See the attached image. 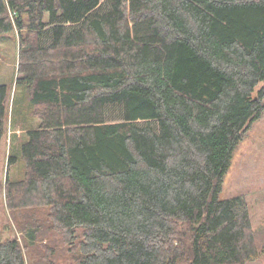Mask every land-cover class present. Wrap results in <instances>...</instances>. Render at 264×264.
I'll list each match as a JSON object with an SVG mask.
<instances>
[{
	"label": "trees",
	"instance_id": "16d2710c",
	"mask_svg": "<svg viewBox=\"0 0 264 264\" xmlns=\"http://www.w3.org/2000/svg\"><path fill=\"white\" fill-rule=\"evenodd\" d=\"M10 33L0 205L21 241L0 264L258 259L245 198L219 193L264 111V0H0Z\"/></svg>",
	"mask_w": 264,
	"mask_h": 264
},
{
	"label": "rangeland",
	"instance_id": "374dc122",
	"mask_svg": "<svg viewBox=\"0 0 264 264\" xmlns=\"http://www.w3.org/2000/svg\"><path fill=\"white\" fill-rule=\"evenodd\" d=\"M17 52V37L14 33L0 36V83L8 85L11 93L17 72ZM117 112L114 107L108 108L106 117L115 119L118 117ZM20 125L21 122H18L16 126ZM10 132L7 128L5 139L0 147L1 177L5 173V156ZM1 195L2 192H0V197ZM237 195L243 196L246 200L253 230L259 236L257 242L262 249L258 259L245 264H264V111L261 117L251 124L243 139L236 146L231 164L223 178L219 198L224 199ZM9 214L2 202L0 205V240L17 235L21 241L20 232L15 231V233L6 228L11 221Z\"/></svg>",
	"mask_w": 264,
	"mask_h": 264
}]
</instances>
